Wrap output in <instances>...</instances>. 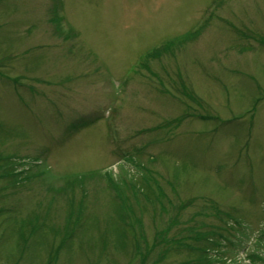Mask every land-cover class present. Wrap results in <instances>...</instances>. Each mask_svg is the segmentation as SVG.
Listing matches in <instances>:
<instances>
[{
  "label": "rangeland",
  "instance_id": "rangeland-1",
  "mask_svg": "<svg viewBox=\"0 0 264 264\" xmlns=\"http://www.w3.org/2000/svg\"><path fill=\"white\" fill-rule=\"evenodd\" d=\"M0 264H264V0H0Z\"/></svg>",
  "mask_w": 264,
  "mask_h": 264
},
{
  "label": "trees",
  "instance_id": "trees-1",
  "mask_svg": "<svg viewBox=\"0 0 264 264\" xmlns=\"http://www.w3.org/2000/svg\"><path fill=\"white\" fill-rule=\"evenodd\" d=\"M158 54H159V53H157L156 56H157ZM116 197H117V196H116ZM172 243H175V241H172ZM199 251H201V250H199Z\"/></svg>",
  "mask_w": 264,
  "mask_h": 264
}]
</instances>
